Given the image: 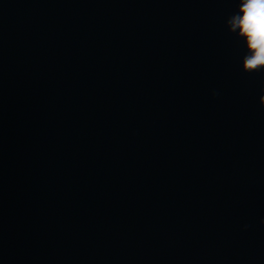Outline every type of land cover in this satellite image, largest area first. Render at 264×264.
Wrapping results in <instances>:
<instances>
[{
    "label": "water",
    "instance_id": "95a60500",
    "mask_svg": "<svg viewBox=\"0 0 264 264\" xmlns=\"http://www.w3.org/2000/svg\"><path fill=\"white\" fill-rule=\"evenodd\" d=\"M236 6L0 0V264H264Z\"/></svg>",
    "mask_w": 264,
    "mask_h": 264
},
{
    "label": "clouds",
    "instance_id": "9594fccd",
    "mask_svg": "<svg viewBox=\"0 0 264 264\" xmlns=\"http://www.w3.org/2000/svg\"><path fill=\"white\" fill-rule=\"evenodd\" d=\"M225 26L245 49L242 70L264 74V0H237L236 9L226 19Z\"/></svg>",
    "mask_w": 264,
    "mask_h": 264
}]
</instances>
